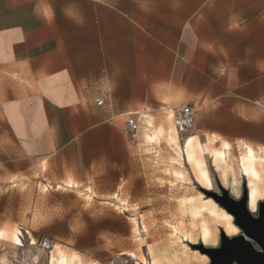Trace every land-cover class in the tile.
<instances>
[{
    "label": "crops",
    "instance_id": "1",
    "mask_svg": "<svg viewBox=\"0 0 264 264\" xmlns=\"http://www.w3.org/2000/svg\"><path fill=\"white\" fill-rule=\"evenodd\" d=\"M40 2L0 0V227L70 232L106 199L149 198L153 172L143 148H165L148 140L164 131L163 115L173 120L178 156L204 189L196 159L219 167L223 185L234 183L230 159L252 149L262 169L257 205L264 195V0H46L50 23L36 11ZM185 105L194 114L188 132L174 123ZM128 116L138 122L136 144L122 129ZM239 179L248 196V177ZM86 193L94 204H85ZM214 212L232 225L220 207ZM92 221L114 236V213ZM12 235L21 241L19 231ZM5 244L0 256L9 261L22 241L16 250L12 240ZM37 250L32 241L29 264L44 259ZM71 259L84 255L58 248L51 262Z\"/></svg>",
    "mask_w": 264,
    "mask_h": 264
},
{
    "label": "rangeland",
    "instance_id": "2",
    "mask_svg": "<svg viewBox=\"0 0 264 264\" xmlns=\"http://www.w3.org/2000/svg\"><path fill=\"white\" fill-rule=\"evenodd\" d=\"M160 118L164 131L159 135L151 132V138L148 140L153 144L162 140L165 142V148H143V153L148 158V168L153 172V181L148 182L149 198L143 202L130 204L129 201L125 202L123 197H116L112 205L106 199L104 200L106 202L101 203L103 209H92L86 212L83 221L80 222L82 228L70 232L60 229L0 227V241H2L0 252L6 247L3 243L12 240L13 233L18 231L21 233L22 246L10 256L9 264H29L27 249L32 241L37 243L42 237L51 238L54 243L52 249L47 252L38 247L39 250L35 253L38 261L46 253L39 264H61L55 260L51 262V258L58 254V248H62L66 253L79 252L84 255L82 260L71 259L65 264H212V260L202 249L220 251L224 237L229 241L243 237L256 251H261L260 246L244 234L236 218L208 193L222 195L223 191H227V196L233 200L242 198L244 189L247 188L245 180L242 182L239 180L241 168L237 159L234 157L230 159L232 164L229 166L228 176H231L233 171L238 179L234 183L230 180L222 181L223 185H220L218 181L219 167L217 168L216 165L212 167L210 160H206L207 165H205L206 168L208 166L207 169L212 178L211 184L201 177L196 165L200 178L207 187H210V189H204L194 181V170L185 159L178 156L174 144L168 140V128L174 129L172 118H166L165 115ZM261 165L264 168V161ZM256 167L260 172V186L262 169L259 164ZM155 195L158 198V205L155 203ZM204 198H211L217 205L211 199L204 201ZM94 199L95 197H92L90 193L84 195L86 205L94 204ZM263 203L264 195L258 199L256 206L249 207L248 210L253 219H259ZM202 205L206 206V210L196 214L194 207ZM218 207L228 217H232V225L224 226L225 220L214 212ZM147 208H155L157 211H146ZM107 213H114L118 217L114 236L107 234L105 229L90 227L93 224V218ZM204 228L209 229L206 237L203 235ZM66 240L68 248L59 245ZM131 253H135L136 257L130 255ZM121 259L123 262L120 263Z\"/></svg>",
    "mask_w": 264,
    "mask_h": 264
},
{
    "label": "water",
    "instance_id": "3",
    "mask_svg": "<svg viewBox=\"0 0 264 264\" xmlns=\"http://www.w3.org/2000/svg\"><path fill=\"white\" fill-rule=\"evenodd\" d=\"M208 193L236 218L244 234L261 248V251H256L243 237L234 241H229L224 237L220 251L202 249L210 257L212 264H264V203L261 205L259 219L255 220L246 208V189L240 200H233L227 196V191H223L222 195L214 192Z\"/></svg>",
    "mask_w": 264,
    "mask_h": 264
},
{
    "label": "bare ground",
    "instance_id": "4",
    "mask_svg": "<svg viewBox=\"0 0 264 264\" xmlns=\"http://www.w3.org/2000/svg\"><path fill=\"white\" fill-rule=\"evenodd\" d=\"M168 123V122H167ZM170 125V124H169ZM162 128V127H161ZM163 129V128H162ZM169 130V134H168V140L174 144V145H178L179 142L177 140V138L175 137V129H173L172 127L168 128ZM161 132V131H160ZM160 134V133H159ZM191 138V137H190ZM193 138V137H192ZM191 138V139H192ZM180 146V145H179ZM193 149H191L190 145H188L186 143L185 147H184V154H186V157L189 160H192V151ZM197 150V149H196ZM197 152V151H196ZM198 154V153H197ZM201 154V153H200ZM200 154H198L199 156H201ZM196 155V157L198 156ZM216 157V156H215ZM218 160V159H217ZM194 162V161H193ZM195 164L198 166L201 177L208 183L211 184V178L209 175V171L206 168V165L204 163V161L201 159V157L199 159L195 160ZM238 164L240 165L241 168V172L244 173L247 177H248V187H249V194H248V200H246V203H248V206H253L256 202L257 197L260 195L261 196V191H260V186H259V181H260V172L259 169L256 167L257 163V159L254 156V152L252 149H248L246 151V153H244V156L241 157V159L238 161ZM234 177V182L235 180H237V177L235 179V174H233ZM240 180V179H239ZM248 201V202H247ZM247 208V206H246ZM194 212L197 214L203 210H206V206L202 205V206H195L194 207ZM248 210V209H247ZM249 211V210H248ZM227 212V211H226ZM229 213V212H228ZM230 214V213H229ZM231 215V214H230ZM232 216V215H231ZM205 235V232H209V229L204 228L203 230ZM13 239H12V246L13 249L16 250V248L19 247V245H21V241L20 238L17 235H12ZM206 237V236H205ZM42 250V249H41ZM62 255V254H61ZM130 255L136 257L135 253H131ZM61 257V256H60ZM118 260V259H117ZM64 261V260H63ZM60 262V261H59ZM119 262H123V260H119ZM0 264H9V261L6 259V257L4 255L0 256ZM117 264V263H116Z\"/></svg>",
    "mask_w": 264,
    "mask_h": 264
},
{
    "label": "built area",
    "instance_id": "5",
    "mask_svg": "<svg viewBox=\"0 0 264 264\" xmlns=\"http://www.w3.org/2000/svg\"><path fill=\"white\" fill-rule=\"evenodd\" d=\"M102 101L97 100V104H101ZM174 123L179 131H184L192 128L194 123L193 109L190 105L182 106L177 110L174 115ZM123 131L129 136L132 144H136L138 141L139 126L137 120L128 116L125 118L123 125ZM54 241L48 237H42L37 241V246L43 251H50L53 247Z\"/></svg>",
    "mask_w": 264,
    "mask_h": 264
},
{
    "label": "clouds",
    "instance_id": "6",
    "mask_svg": "<svg viewBox=\"0 0 264 264\" xmlns=\"http://www.w3.org/2000/svg\"><path fill=\"white\" fill-rule=\"evenodd\" d=\"M36 11L43 16V18L45 20H47L49 23L52 21L53 19V11L50 7V5H48L46 3V0H41L39 6L37 7Z\"/></svg>",
    "mask_w": 264,
    "mask_h": 264
},
{
    "label": "snow or ice",
    "instance_id": "7",
    "mask_svg": "<svg viewBox=\"0 0 264 264\" xmlns=\"http://www.w3.org/2000/svg\"><path fill=\"white\" fill-rule=\"evenodd\" d=\"M205 236H207V232H205Z\"/></svg>",
    "mask_w": 264,
    "mask_h": 264
}]
</instances>
